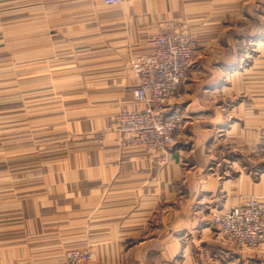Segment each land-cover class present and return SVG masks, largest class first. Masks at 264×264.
<instances>
[{
	"label": "crops",
	"instance_id": "obj_1",
	"mask_svg": "<svg viewBox=\"0 0 264 264\" xmlns=\"http://www.w3.org/2000/svg\"><path fill=\"white\" fill-rule=\"evenodd\" d=\"M37 13V84L61 87L48 124L52 109L37 93L36 128L23 122L27 71L0 96V112L21 122L0 125V264L59 261L76 247L91 250L86 264H264V245L252 253L223 245L213 224V213L246 196L264 200V161L249 155L264 129V0H38ZM179 27L201 58L172 110L187 117L184 135L153 157L122 148L107 126L132 106L130 57L147 36ZM257 61L259 76L242 79L259 91L210 103Z\"/></svg>",
	"mask_w": 264,
	"mask_h": 264
},
{
	"label": "built area",
	"instance_id": "obj_2",
	"mask_svg": "<svg viewBox=\"0 0 264 264\" xmlns=\"http://www.w3.org/2000/svg\"><path fill=\"white\" fill-rule=\"evenodd\" d=\"M116 4L123 0H105ZM200 55V46L184 27L145 38V49L130 57L137 85L132 106L120 108L108 130L117 133L122 148H135L153 157L173 148L185 130L187 117L172 111L183 101L185 85ZM249 152L264 161V129ZM213 224L223 245L254 250L264 244V200L246 196L239 203L213 213ZM89 248L68 249L50 264H86Z\"/></svg>",
	"mask_w": 264,
	"mask_h": 264
},
{
	"label": "rangeland",
	"instance_id": "obj_3",
	"mask_svg": "<svg viewBox=\"0 0 264 264\" xmlns=\"http://www.w3.org/2000/svg\"><path fill=\"white\" fill-rule=\"evenodd\" d=\"M37 4L38 0H0V96H7L10 93L9 90L16 89V85H10V82H17V78L21 75L22 71H27L28 75V83L25 85L23 84V87L25 88L27 86V100H28V107H29V117L27 119H24V121H28L27 124L29 128H36L37 125V103H38V98H37V93H43L45 94L44 100L39 101L40 104L43 102L46 103V108H53L54 106L58 107V102H55V100L51 101L52 96L59 97L58 89L56 87H61V86H40L37 84V79H36V60L37 58V52L35 47L36 43V37L34 36L36 34V31L40 28H42V21L38 23V13H37ZM48 17H46L45 20V26L46 30L51 27L52 29V24L50 21L47 20ZM258 25V24H257ZM41 26V27H40ZM24 34L26 39V44L28 47V51L25 53H20V48L21 45L24 43ZM52 39L51 37L47 36L46 33V38H45V59L46 62L51 61L50 63L48 62V65L46 67H52V61H53V42L50 40ZM261 39V38H260ZM264 40V38H262ZM50 40V41H49ZM196 42V41H195ZM197 43V42H196ZM198 44V43H197ZM13 47L11 51L9 49ZM18 48V49H17ZM254 50H260L258 47H254ZM18 51V52H16ZM22 57V58H21ZM248 58L250 60H254L253 56L250 54L248 55ZM200 55L198 56L197 62L200 60ZM264 67V62L261 63ZM260 62H256V66H254L251 71L250 67L246 65V67H243L247 69L245 71L244 69L240 70L241 74L239 75L240 80L236 81V79L229 78L230 82V88L227 91L228 93L216 95L214 97H210L211 100L210 103L212 104L213 101L215 102L221 100L222 98H227L231 95H234L239 91L240 89L248 88L249 92H255L259 91L260 85H256L253 80L249 79H242V77L245 76H259L260 71H262L261 67L262 66ZM21 65V66H20ZM23 65V66H22ZM27 65V66H24ZM260 67V68H257ZM256 68V70H255ZM82 70H74L72 71V74H77V73H83ZM48 72V71H47ZM242 72V73H241ZM191 73V72H190ZM258 73V74H256ZM49 77H52V72L47 73ZM76 76V75H75ZM190 78V75H189ZM188 78V80H189ZM187 80V82H188ZM187 82L185 85V88L187 86ZM245 82L248 84L245 85ZM186 92V89H185ZM3 94V95H2ZM56 94V95H55ZM185 97V96H184ZM2 98V97H1ZM4 99H0V102H2ZM49 103V104H48ZM60 104V103H59ZM3 105V103H2ZM41 106V105H40ZM39 106V107H40ZM56 107V108H57ZM54 108V109H56ZM43 107L41 106V111ZM9 113V112H8ZM7 114V113H6ZM18 113H14L11 118L10 116H5V112H0V125L4 126L5 124H12L13 128H19L20 127V115ZM47 116L45 118L46 124L53 122L54 120L51 119L54 110H50L49 113H46ZM52 115V116H51ZM47 118H50L47 120ZM40 120V119H39ZM47 126V125H46ZM187 126V123H186ZM185 126V128H186ZM4 128V127H1ZM33 132L30 131L29 136L33 137L32 134ZM184 130L178 137L179 142L180 138L184 135ZM249 155L253 160H260L256 156L253 155V153L249 152ZM264 244H262L259 248L254 249V250H246V249H240L245 252H258L260 251L261 247ZM239 249V248H238ZM57 261H44V262H34L33 264H50L54 263Z\"/></svg>",
	"mask_w": 264,
	"mask_h": 264
}]
</instances>
